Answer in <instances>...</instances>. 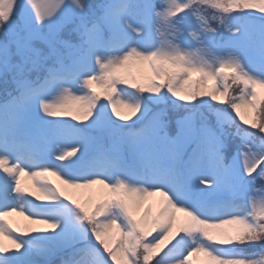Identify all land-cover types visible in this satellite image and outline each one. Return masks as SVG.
<instances>
[{
	"label": "snow or ice",
	"instance_id": "6c2138e0",
	"mask_svg": "<svg viewBox=\"0 0 264 264\" xmlns=\"http://www.w3.org/2000/svg\"><path fill=\"white\" fill-rule=\"evenodd\" d=\"M0 85V264H264V0H0Z\"/></svg>",
	"mask_w": 264,
	"mask_h": 264
},
{
	"label": "rangeland",
	"instance_id": "374dc122",
	"mask_svg": "<svg viewBox=\"0 0 264 264\" xmlns=\"http://www.w3.org/2000/svg\"><path fill=\"white\" fill-rule=\"evenodd\" d=\"M64 143L65 144L71 143V140H66ZM26 158H30V157H26ZM24 182L27 184H31V181L27 177L24 178ZM262 192H264V183L261 184V186L256 187V189L252 193V199L256 202L257 208L259 207L260 201L262 199V195H261ZM37 211H38V209H37ZM10 219H12L13 221L20 222L21 224H23V223H29L30 224L31 223L30 221H24L22 217H19L16 215H13ZM32 226L33 227H46V225H42V224H37V225H32ZM192 259L194 261V264H201V261L203 258L200 255H194L192 257Z\"/></svg>",
	"mask_w": 264,
	"mask_h": 264
}]
</instances>
